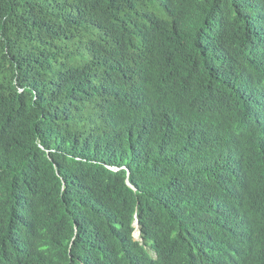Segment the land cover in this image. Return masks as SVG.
Segmentation results:
<instances>
[{"label": "trees", "instance_id": "obj_1", "mask_svg": "<svg viewBox=\"0 0 264 264\" xmlns=\"http://www.w3.org/2000/svg\"><path fill=\"white\" fill-rule=\"evenodd\" d=\"M0 264H264V0H0Z\"/></svg>", "mask_w": 264, "mask_h": 264}, {"label": "bare ground", "instance_id": "obj_2", "mask_svg": "<svg viewBox=\"0 0 264 264\" xmlns=\"http://www.w3.org/2000/svg\"><path fill=\"white\" fill-rule=\"evenodd\" d=\"M135 224H136V226H135ZM134 227H135V231L138 230V226H137V223L136 222L134 223ZM138 235H139V231H138ZM133 236H134V233H133ZM136 237H138V236H136ZM134 239L135 240H139V239H136L135 236H134Z\"/></svg>", "mask_w": 264, "mask_h": 264}, {"label": "rangeland", "instance_id": "obj_3", "mask_svg": "<svg viewBox=\"0 0 264 264\" xmlns=\"http://www.w3.org/2000/svg\"><path fill=\"white\" fill-rule=\"evenodd\" d=\"M134 236H135L136 239H139L138 233L135 232ZM136 236H138V237H136Z\"/></svg>", "mask_w": 264, "mask_h": 264}, {"label": "water", "instance_id": "obj_4", "mask_svg": "<svg viewBox=\"0 0 264 264\" xmlns=\"http://www.w3.org/2000/svg\"><path fill=\"white\" fill-rule=\"evenodd\" d=\"M135 226H136V224H135Z\"/></svg>", "mask_w": 264, "mask_h": 264}]
</instances>
